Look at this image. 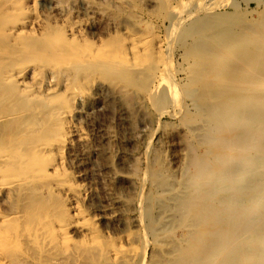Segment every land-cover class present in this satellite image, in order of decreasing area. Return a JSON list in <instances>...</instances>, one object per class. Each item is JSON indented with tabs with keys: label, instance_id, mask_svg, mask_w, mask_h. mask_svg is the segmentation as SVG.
I'll return each mask as SVG.
<instances>
[{
	"label": "rangeland",
	"instance_id": "1",
	"mask_svg": "<svg viewBox=\"0 0 264 264\" xmlns=\"http://www.w3.org/2000/svg\"><path fill=\"white\" fill-rule=\"evenodd\" d=\"M7 1H0V24L24 31L21 38H0V72L7 68L13 74L9 82L0 80V98L12 97L0 100L1 118H11L0 122V260L4 264L178 261L181 255L169 252L183 247L189 236L180 225V215H160V200L165 195L171 199L174 186L183 183L181 173L195 138L191 128L202 125V85L191 81L194 62L210 58L204 59L202 69L225 76L221 68L230 65L237 49H231L223 62L212 63L208 51L220 54L230 40L228 28L220 33L211 30L214 23L226 18L236 25V20L259 24L264 0ZM197 25H208L206 33L213 38L198 44ZM50 37L56 46L75 45L77 54L94 58H49L45 55ZM133 53H140L137 58L144 61L137 62L139 74L133 70ZM168 84L176 95L168 91ZM72 125L84 131V139L68 135ZM52 141L65 148L61 156L42 158L46 169L42 175L18 187L6 186L35 173L7 160L8 148ZM57 163L64 169L52 176L49 170ZM60 188H71L75 201ZM157 190L161 198H156ZM165 226L173 231L161 232ZM59 228L68 234L62 235ZM122 246L127 252L115 255Z\"/></svg>",
	"mask_w": 264,
	"mask_h": 264
},
{
	"label": "bare ground",
	"instance_id": "2",
	"mask_svg": "<svg viewBox=\"0 0 264 264\" xmlns=\"http://www.w3.org/2000/svg\"><path fill=\"white\" fill-rule=\"evenodd\" d=\"M8 1L6 4H8ZM233 18L231 17V19ZM236 21H238L237 24L239 25H236L235 21L231 22L229 19L219 18L214 23V29H211L213 32H215V29H218V31L222 30L223 32V29L226 31L225 28H228L227 32L230 38L229 43L225 46L226 49L220 54H214L213 50L208 51V54H211V57L213 56V64L216 65L221 60L223 62V60L227 59V55L231 49H237L231 56L230 65L225 69L221 68L223 74L225 72V76L220 78L212 75L208 67H205L204 70L202 69L205 66V60L210 58L197 60V62H194L195 67L192 64L195 72L192 74L191 81L202 85L201 107L199 108H203V114L200 116V120L198 119L202 125L195 129L191 128V133H193V137L195 138L194 142L189 145L191 153L188 162L184 165L183 170L181 169V180L183 183L179 186H174V189L170 192L171 199H168L167 195H165L160 200V203H163L162 214L160 215L171 212L180 215V225L189 236L188 241H185L183 247H175L169 252V254L176 252L181 255L177 256L178 261L171 262V264H264V19L259 24L253 23L254 25L248 24L249 22L244 24V22L240 23L239 20ZM201 22L203 23V21ZM205 26L208 28V25H204V28L201 26L197 28L201 30H198V33H201L197 41L198 44L213 38L210 37L211 34L208 37ZM211 30L209 29L210 32ZM23 31V29L16 26H3L0 24V38L2 35L7 36L11 40L21 38L23 36L20 34ZM207 38L208 40H205ZM46 40L49 41H47L48 50L45 56H49V58H81V56L83 58H90L89 60L94 58L92 57L93 54H83V52L77 54L73 48L75 45L72 46L73 49L70 46L67 49V47L64 48V46L62 47L59 44L56 46L55 42L53 43L55 40H51V37ZM242 44H245V46L241 47ZM75 48L78 47L76 46ZM12 51L15 50L12 49ZM17 51L16 49L15 52ZM39 55L42 56L41 54ZM139 55L140 53L132 54V58H135L136 62L133 61L135 63L133 64V70L137 74L140 73L139 63L137 64L141 58H137ZM114 61L112 60V62ZM54 65H58V63ZM211 69L213 70V68ZM12 77L13 74H11L10 69L7 70L6 68L0 72V80L9 82L12 80ZM167 87L168 91H173V94L176 95L175 88L172 90V86L169 84ZM10 97L9 94H6L0 100L1 102L5 100L7 102V99H12ZM12 105H14V102ZM8 116L10 118V115L3 118L0 116V122L3 121L2 119L4 121L8 120ZM37 120L40 121V117ZM39 121L38 123H40ZM68 129V135L76 134L82 139L86 136L84 131L75 129L73 125ZM73 129L75 131H72ZM53 143L29 144L25 149L15 147L16 150H13L14 148H8L6 151L7 160L18 161L22 166L21 170L31 169L35 173H31L32 175H27L26 177L23 176L17 182L13 181L6 186H20L26 184L29 180H35L33 176L42 175V172L44 173V170H46L42 167V160H44L42 158L47 156L55 157L58 154L61 156L62 149L65 148L61 147V149L58 144ZM2 159L4 160L5 157ZM63 169L64 165L57 163V165L51 167L49 170L50 173H53V175H50L54 176L55 173H60ZM56 189L58 190V188ZM70 190L71 188L59 189L61 193L64 191L65 196L74 200L75 197L70 196ZM154 193L156 198L162 195L158 190ZM166 201L174 202V207H166ZM75 204L78 205V203ZM77 205L74 207V214L76 215L79 212ZM151 213L153 214V212ZM167 227L165 226L166 229L161 232L169 234L173 231V228ZM62 230L59 228L62 235L68 234ZM0 248L2 249V247ZM120 248L121 250L116 251L115 255L117 253L120 255L126 251L123 250V246ZM0 264L4 263L0 260Z\"/></svg>",
	"mask_w": 264,
	"mask_h": 264
}]
</instances>
